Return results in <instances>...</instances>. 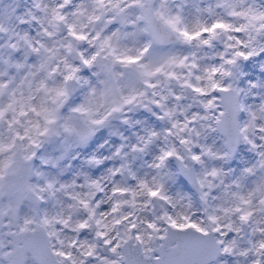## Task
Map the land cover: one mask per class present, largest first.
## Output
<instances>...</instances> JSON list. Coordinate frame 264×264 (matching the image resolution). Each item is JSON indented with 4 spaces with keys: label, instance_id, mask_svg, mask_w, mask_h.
I'll use <instances>...</instances> for the list:
<instances>
[{
    "label": "snow or ice",
    "instance_id": "snow-or-ice-1",
    "mask_svg": "<svg viewBox=\"0 0 264 264\" xmlns=\"http://www.w3.org/2000/svg\"><path fill=\"white\" fill-rule=\"evenodd\" d=\"M0 264H264V0H0Z\"/></svg>",
    "mask_w": 264,
    "mask_h": 264
}]
</instances>
